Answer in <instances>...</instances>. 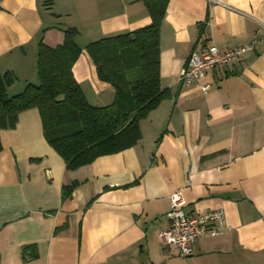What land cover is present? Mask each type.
Here are the masks:
<instances>
[{"label":"crops","instance_id":"crops-1","mask_svg":"<svg viewBox=\"0 0 264 264\" xmlns=\"http://www.w3.org/2000/svg\"><path fill=\"white\" fill-rule=\"evenodd\" d=\"M148 1L0 0V73L23 89L38 79L41 40L56 47L76 29L75 78L91 104L108 105L115 89L86 45L151 24ZM164 9L160 82L170 96L140 121L133 145L71 170L39 109L0 130V264H264V0H168ZM209 45L253 49L208 70L206 94L179 76ZM175 192L188 214L227 216L225 232L199 238L188 258L160 237Z\"/></svg>","mask_w":264,"mask_h":264},{"label":"trees","instance_id":"trees-1","mask_svg":"<svg viewBox=\"0 0 264 264\" xmlns=\"http://www.w3.org/2000/svg\"><path fill=\"white\" fill-rule=\"evenodd\" d=\"M167 1H148L154 10L151 24L86 45L99 79L115 89L110 104H91L75 78L73 67L83 48L78 30L68 29L61 45L41 40L35 82L13 91L15 75L0 73V130L13 128L22 111L39 109L45 138L71 170L133 145L140 121L170 96L160 82V23Z\"/></svg>","mask_w":264,"mask_h":264},{"label":"built area","instance_id":"built-area-1","mask_svg":"<svg viewBox=\"0 0 264 264\" xmlns=\"http://www.w3.org/2000/svg\"><path fill=\"white\" fill-rule=\"evenodd\" d=\"M251 49H253L252 45L226 50H221L216 45H209L200 52L192 53L180 72L179 82L183 86L197 82L202 91L207 94L212 85L201 83L207 71L229 64ZM170 199L171 207L167 214L170 225L160 232V237L164 245L176 250L180 256L190 257L193 254V245L199 238L206 235L218 236L227 229V216L223 208L208 210L194 216L184 210L181 193L175 192Z\"/></svg>","mask_w":264,"mask_h":264}]
</instances>
